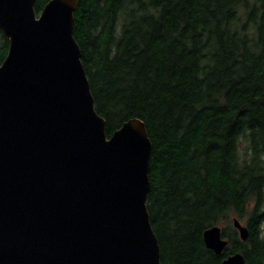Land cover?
Segmentation results:
<instances>
[{"label": "trees", "instance_id": "16d2710c", "mask_svg": "<svg viewBox=\"0 0 264 264\" xmlns=\"http://www.w3.org/2000/svg\"><path fill=\"white\" fill-rule=\"evenodd\" d=\"M73 36L106 136L145 125L160 263L264 264V0H78ZM7 50L0 30V66Z\"/></svg>", "mask_w": 264, "mask_h": 264}, {"label": "water", "instance_id": "95a60500", "mask_svg": "<svg viewBox=\"0 0 264 264\" xmlns=\"http://www.w3.org/2000/svg\"><path fill=\"white\" fill-rule=\"evenodd\" d=\"M34 3L0 0V264H161L145 125L106 136L73 36L78 0H50L39 15ZM203 242L216 255L227 244L219 226Z\"/></svg>", "mask_w": 264, "mask_h": 264}]
</instances>
